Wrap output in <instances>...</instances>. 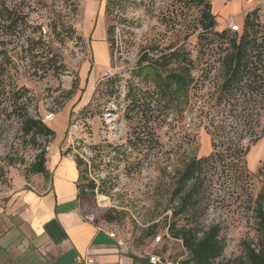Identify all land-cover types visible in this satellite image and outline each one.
<instances>
[{"label":"rangeland","instance_id":"1","mask_svg":"<svg viewBox=\"0 0 264 264\" xmlns=\"http://www.w3.org/2000/svg\"><path fill=\"white\" fill-rule=\"evenodd\" d=\"M206 1L216 16L215 30L231 32L229 22L242 24L245 10L227 17L218 13L217 0ZM200 8L198 0H0V200L27 174L36 153L42 148L48 153L45 145L56 142L62 155L87 163L83 183H95L94 201L82 202L88 219L108 225L135 251L155 254L164 264H180L188 253L180 240L170 237L168 226L195 223L190 214L173 215L178 198L172 191L182 161L210 153L204 127L217 110L228 111L226 125L234 129L219 138L218 148L237 141L240 133L245 147L254 106L263 132L251 144L245 168L217 163L208 171L196 221L200 228L219 226L225 248L214 264H229L240 256L244 242L258 246L252 207L264 187L258 172L264 161V85L251 97L243 90L244 97H237L238 92L226 106L216 104L226 43L210 40L209 33L199 40ZM253 10L263 24L264 13ZM11 15L18 16L16 25H10ZM263 35L259 29L258 40ZM176 48L187 50L194 61L188 102L177 113L152 101L150 126L158 143L135 147L130 134L139 120L137 114L126 115L127 86L149 85L133 78V69L143 54L157 57ZM258 64L264 66V56ZM253 96L258 104L247 103ZM47 112L54 114L46 125L55 135L37 137L36 146L23 134V118L41 119Z\"/></svg>","mask_w":264,"mask_h":264},{"label":"trees","instance_id":"2","mask_svg":"<svg viewBox=\"0 0 264 264\" xmlns=\"http://www.w3.org/2000/svg\"><path fill=\"white\" fill-rule=\"evenodd\" d=\"M198 4L201 7L199 40L206 39L205 34L209 33L210 40L215 39L217 42L222 40L223 43H226L220 58L222 82L216 97V104H227L230 99L236 97L238 92L240 94L237 97L240 95L244 97L246 94H241L243 90L250 92L251 94L248 96L251 97L264 85V66L258 64L260 58L264 56V35L260 40L257 36L259 29L264 30V23L262 24L255 19L256 10H253L245 14L242 24H238V30L229 32L227 29H223L217 31L215 30L216 16L213 13L211 3L206 0H198ZM18 21V16H10V25H16ZM106 31L109 41L112 34L111 25L107 26ZM194 68L193 59L189 52L183 48L173 49L157 57H149L147 54H143L138 59L132 77L137 78L142 83L148 82L149 86L144 84L145 88L144 86L139 88L132 86V83L127 86L126 115L131 117L132 113L137 114L139 120L138 126L130 134L132 145L135 147L153 146L158 143L150 126L155 111L154 105L151 104L152 101H156L155 103L159 104L160 109H171L177 113L184 111L188 102L189 91L195 81ZM89 71L90 68L88 73ZM111 91L110 93H112ZM249 102L258 104L260 100L253 96V99H248L247 103ZM262 103L264 105V98ZM256 109L254 106L251 107V112L254 111L255 117L252 120L253 126L249 134V143L245 147L240 144V140L245 136L242 133L238 135L235 131L238 140L235 142L230 140L228 146L218 148V145L222 143L219 138L228 136L233 128L231 129L230 126L226 125L225 112L228 111L225 109L217 110L215 114L210 115L209 120H207L208 123L204 127L210 137V153L202 157L190 155L182 161V170L172 191V197L178 198L177 208L173 210V215L190 214L195 223L187 222L181 226L172 223L168 226L167 230L170 237L180 240L182 247L188 253V257L183 259L180 264H214V261L224 251L225 245L219 237V226L212 224L206 228H200L196 221L203 208L201 203L206 187V175L217 163H221L225 167L245 168L246 154L251 144L256 142L263 132V126L260 124L261 113ZM22 131L23 134L32 138V142L36 146H38L37 137L52 139L55 135L54 130L46 125L43 118H35L29 115H25L23 118ZM74 161L79 172L78 198L81 202L91 204L94 201L95 183L93 180L83 183L87 163L78 157ZM46 162L47 153L42 148L29 164L27 174L23 178L29 180L34 175H46ZM258 172L264 176V161ZM252 212L257 224L259 244L252 246L250 243L244 242L242 254L229 264H264V187L254 200ZM106 220L111 222L113 219L108 216Z\"/></svg>","mask_w":264,"mask_h":264},{"label":"crops","instance_id":"3","mask_svg":"<svg viewBox=\"0 0 264 264\" xmlns=\"http://www.w3.org/2000/svg\"><path fill=\"white\" fill-rule=\"evenodd\" d=\"M254 7L256 0L216 3L220 15L245 10L243 18ZM48 146L47 174L19 177L0 200V264H152L150 252L122 251L113 229L85 216L75 161L58 143Z\"/></svg>","mask_w":264,"mask_h":264},{"label":"built area","instance_id":"4","mask_svg":"<svg viewBox=\"0 0 264 264\" xmlns=\"http://www.w3.org/2000/svg\"><path fill=\"white\" fill-rule=\"evenodd\" d=\"M256 8L258 9L259 12L264 13V0H256ZM229 27H231L232 30H238L239 25L235 24V23H232V22H229ZM53 118H54V114L52 112H47L43 116V121L44 122H49ZM45 149L48 151L49 146L46 145ZM108 235L116 241V244L119 246V248L122 251L131 250V247L127 243H125V241L121 237H119L114 231L113 232H108ZM160 239H161V237L159 235L156 236L155 237V242H159ZM149 261L152 264H164V263L161 262L160 258L157 255L152 254V253L149 255ZM93 262H95L94 258H86V263L91 264ZM167 264H170V263H167Z\"/></svg>","mask_w":264,"mask_h":264}]
</instances>
